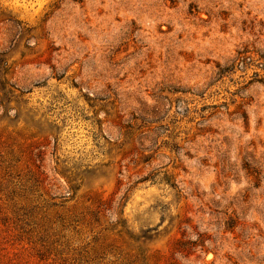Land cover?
Listing matches in <instances>:
<instances>
[{
	"label": "rangeland",
	"instance_id": "rangeland-1",
	"mask_svg": "<svg viewBox=\"0 0 264 264\" xmlns=\"http://www.w3.org/2000/svg\"><path fill=\"white\" fill-rule=\"evenodd\" d=\"M0 264H264V0H0Z\"/></svg>",
	"mask_w": 264,
	"mask_h": 264
},
{
	"label": "trees",
	"instance_id": "trees-1",
	"mask_svg": "<svg viewBox=\"0 0 264 264\" xmlns=\"http://www.w3.org/2000/svg\"><path fill=\"white\" fill-rule=\"evenodd\" d=\"M246 52H247L246 50L242 52H238L239 64H245L247 61L251 59L250 56Z\"/></svg>",
	"mask_w": 264,
	"mask_h": 264
}]
</instances>
